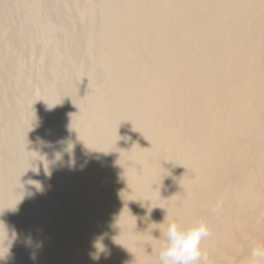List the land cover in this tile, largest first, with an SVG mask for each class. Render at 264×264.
Listing matches in <instances>:
<instances>
[{
    "label": "bare ground",
    "instance_id": "bare-ground-1",
    "mask_svg": "<svg viewBox=\"0 0 264 264\" xmlns=\"http://www.w3.org/2000/svg\"><path fill=\"white\" fill-rule=\"evenodd\" d=\"M86 1L82 13L92 52L101 35L121 28L120 8L99 13L97 19L88 5L92 2ZM43 3L29 0L42 19L58 6ZM126 7L140 24L116 32L93 54L88 76H77L85 83L91 75V83L80 90L91 114L70 172L64 181L59 178L45 143L35 166L48 174L47 180L35 183L29 176L23 182L33 201L30 211L43 200L55 202L65 195L76 229L59 220L47 237L39 238L37 222L21 236L18 224L11 232V251L0 264H19L25 242L37 246L39 264H159L170 222L185 229L207 225L209 235L200 245L206 264H264V258L251 256L254 247L264 246V0H130ZM41 17L33 21L42 23ZM15 30L12 34L20 29ZM57 32L50 39L53 55L64 46L60 36L66 38ZM69 46L70 60L65 55L68 60L60 61L58 75L65 76L66 66L77 59L78 47ZM106 49L111 50L107 62L102 55ZM49 55L40 63L47 65ZM14 62L13 68L26 64L23 58ZM42 68L31 78L15 68L3 71L5 80L11 72L17 81L26 77L35 93H41L46 81ZM69 84L48 91L63 131H69L72 115L67 111L73 102ZM16 103V109L0 111V182L12 175L14 184L22 170L6 148L21 133L14 113L33 106L39 115L35 100ZM103 132L110 134L106 138ZM218 201L222 206L213 211ZM55 212L62 217L60 206Z\"/></svg>",
    "mask_w": 264,
    "mask_h": 264
},
{
    "label": "rangeland",
    "instance_id": "rangeland-1",
    "mask_svg": "<svg viewBox=\"0 0 264 264\" xmlns=\"http://www.w3.org/2000/svg\"><path fill=\"white\" fill-rule=\"evenodd\" d=\"M42 1L45 3V0H41V2ZM85 1L86 0H60L59 2L63 3H61L60 5L58 4V0H56L55 4H58L57 9L55 4L52 3L54 2V0H52L51 2H47L46 0L45 4L47 8L53 5L52 7H56V14L58 11V17L56 16L55 18H53L52 16L56 15L54 12L55 7L51 8V11L54 10L53 12L48 9V16H46L49 17L50 20L49 18H47L46 20L44 18L46 17L44 16L45 14H42V16H44L43 19L40 14H37L38 17L36 16L35 13H37V10L39 8H37L35 11L34 8L29 6V0H0L1 3L3 2L2 4H0V76L2 77L3 75L2 78H4V81L6 83L7 81L9 82V84L7 83L9 86L4 83L7 88L9 87L8 89H6V86H3L4 88L0 86V89L2 90V92H0V95L1 93L3 94V92L5 94L4 97L0 98V111H4L3 108L7 109L14 107L16 102L23 103L28 100H35L36 110H34L39 114L38 116L35 115V112L32 110V106L29 108L31 110L17 108V111L14 110V112L16 111V113H14V118L12 117L13 123H19L18 125H20L21 128L18 129H21L19 130L21 131V133L18 138L10 142L8 146H6V148L7 151L9 149L14 153V161H18L21 163L22 170L19 175V183H12V175H8L6 177L5 183L0 182L1 184L3 183V185L0 184V259L3 257V255H8L10 253L12 246L11 237L15 233L14 230L18 226L22 227L19 228V233L17 232V234H20L19 236L26 235L25 233H27L30 224L33 221L37 222L36 231L38 230L39 238L47 237L52 226L58 224L57 221L59 220H63L65 228L76 229V225L66 206L65 195L60 196L55 202L51 200H43L39 203L38 207L34 208V211H30L29 208L33 205V201L27 194V190L23 182L29 176L33 177L35 183H42V181L45 182L47 180L48 174L42 171L38 166H35V162L41 156V151L45 146V143H49L47 159L54 164V168L59 178L64 181V178L71 170L72 159H74L78 152L77 144L80 139L86 134L88 116L91 114V110L83 106V103L85 101V94L83 90L80 91L81 87L91 83V75L90 77L86 78L85 83L80 82L77 79V76L79 74L88 76V71L90 70L92 64L93 54L97 50H100L109 41L110 38L115 36V34L117 33L120 34L121 31L125 32L130 31L131 29L133 30L140 24L139 19L135 22L133 21L137 18L132 19L130 16L131 11L126 7L130 0H112L110 2L109 0H90L92 4L89 3L88 5L93 6L90 7L97 13V19L99 17V13L103 14L109 9L112 11L113 9L116 10V8H120L119 12H117V15H120H118L119 20L117 23V29L119 26L121 27H119V30L121 31L112 29L108 33L101 35L94 43V50L92 49L91 52L87 48L86 44L87 34H85V27L87 18L82 13L83 9L87 7L83 3ZM47 3H49L50 6ZM85 3L87 4V1ZM49 12H51L52 15ZM33 13L37 17V19H34L35 17L33 16ZM30 17L32 18V20ZM39 17H41L40 21L42 19V23L38 24V22L36 23L33 21V19L35 21H38ZM129 17L131 18L132 23L129 22ZM44 20L45 23L46 21L48 22V24L46 23L47 25L43 23ZM134 25L135 27L131 28ZM17 26H20V28ZM127 27H130V29L127 30ZM17 28L20 29L19 33H14L15 31H18L15 30ZM101 28L102 26L98 24L96 32L98 31L99 33L100 31H102ZM12 30L14 31L13 34L15 35L12 34ZM55 31H58L57 33L61 32V34L63 31L66 34V38L58 35V38L59 36L61 37L59 39L61 42L60 44L64 46L63 48L60 46L62 49L60 48V51L57 52L58 54L54 53L53 55L51 53L54 49V46L52 45V43L54 44V42H50V39L51 36L54 35L53 32L55 33ZM123 32L121 33L122 36L120 35L119 42L124 37ZM159 32L160 33H158L157 31L156 33L160 35L161 31ZM64 33L62 35H64ZM61 39H64V41L62 40L64 43L61 41ZM79 40L80 42H78ZM29 43L32 44H30V48H28ZM70 44L76 46V48L78 47L77 49H79L78 51L74 48V52L79 53H77V55L74 54L75 56L73 54L71 55V57L77 56V59H72V61L74 62L73 66H66L68 67L67 70L70 72V75L68 74V76L71 79L68 76L66 77L67 73H69L67 72V70L65 72V76L58 75L56 70L57 65L59 66L61 62H65V58L69 57L66 51H69V49L71 48V46H69ZM62 50H64V52ZM62 52L64 54L62 56L63 58L60 56L61 54L59 55V53ZM48 54L51 55V61H48L47 65L41 64V59H43L44 56H47ZM52 55L54 57L55 55L60 56L63 60H59V57H55L54 59ZM65 55L68 57H66ZM102 55L103 61L107 62L106 58H110L111 50L106 49L102 53ZM18 58L25 59L26 64L22 66V68H14L17 71L27 73L29 78H31L32 75L41 66L43 67L42 69L44 72H42L45 73L44 77L46 81L43 88L39 89V91L42 90L40 91L41 93H35L36 89L34 91V87L31 84L30 86L29 83H27L26 77L21 78L20 80L18 79L19 81H17V77L15 75L13 76V73L11 72L12 75L10 76L6 74L7 80H5L6 71H8L10 67L15 70L13 68V66H15L14 60L16 61V59ZM68 59L70 60V57ZM8 64H10L11 66ZM6 66L7 68L9 66L10 67L7 69ZM3 68L7 70L3 71ZM76 69L82 71L78 73L75 72V76L74 70ZM14 81L16 82V84L19 82V85H16ZM66 84L70 85V91L73 94L72 105L67 108V111H70L72 113L71 117L67 120L68 124L66 123V126H69V131H63L61 129V120L56 117L59 109L57 105H53L51 94L48 92L49 89H56L59 87L63 88ZM12 85H14V87ZM3 89H5L7 93ZM104 99V96L101 97L102 102L104 101ZM15 107L13 109H16ZM2 132L3 130L0 129V139L2 135H4L2 134ZM109 134L110 133L103 132L102 136H105L107 138V135ZM3 137L0 142L3 141ZM66 186L67 191L69 189L71 190L70 183H67ZM35 192L40 193V190L36 189ZM48 192L51 197L54 196L53 188H50ZM57 206H60L62 208L61 218L56 215L55 208ZM19 221L21 223H19ZM11 232H13V234ZM19 264H39L37 246L35 244L29 242L24 243L19 253Z\"/></svg>",
    "mask_w": 264,
    "mask_h": 264
},
{
    "label": "clouds",
    "instance_id": "clouds-1",
    "mask_svg": "<svg viewBox=\"0 0 264 264\" xmlns=\"http://www.w3.org/2000/svg\"><path fill=\"white\" fill-rule=\"evenodd\" d=\"M222 202L218 201L213 211L219 210ZM209 230L206 224L198 223L185 229L177 223H168L166 240L159 254V264H198L205 261L206 256L201 251V241L207 238ZM253 260L264 258V246L252 249Z\"/></svg>",
    "mask_w": 264,
    "mask_h": 264
}]
</instances>
